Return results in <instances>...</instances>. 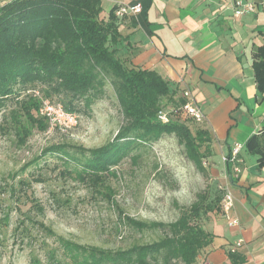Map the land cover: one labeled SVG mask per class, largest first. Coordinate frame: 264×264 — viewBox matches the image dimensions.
<instances>
[{
    "label": "trees",
    "instance_id": "obj_1",
    "mask_svg": "<svg viewBox=\"0 0 264 264\" xmlns=\"http://www.w3.org/2000/svg\"><path fill=\"white\" fill-rule=\"evenodd\" d=\"M117 8L105 19L100 16L101 0H11L1 6L0 113L16 103L20 109L12 115L17 127L29 133L35 125L47 128L35 114L39 98L79 114L112 86L122 123L111 140L93 148L51 145L42 155L56 154L65 163H74L78 175L92 174L103 182L125 159L138 161L164 135H173L186 157L205 173L204 159L215 155L212 130L205 120L178 114L187 101L184 90L180 93L156 70L134 64L128 52L117 47L124 39L119 23L124 17H117ZM254 56L257 87L264 93V46ZM33 89L40 96H34ZM263 130L246 143L249 152L260 155V166H264ZM230 163L226 166L231 174ZM225 194L223 185L214 192L200 191L171 222L128 218L137 231L160 235L125 248L80 244L42 222L39 227L58 242L59 248L49 251L58 264H202L214 239L207 222L224 213ZM229 257L232 264L245 261L236 251H230Z\"/></svg>",
    "mask_w": 264,
    "mask_h": 264
},
{
    "label": "rangeland",
    "instance_id": "obj_2",
    "mask_svg": "<svg viewBox=\"0 0 264 264\" xmlns=\"http://www.w3.org/2000/svg\"><path fill=\"white\" fill-rule=\"evenodd\" d=\"M39 99L35 114L47 128L19 130L12 115L20 109L16 103L0 113V264H58L49 251L59 244L41 222L68 240L102 248L152 241L158 232L137 231L128 218L174 221L200 191L222 185L214 173L221 163L205 158L201 172L173 135H164L138 161L125 159L103 182L78 175L74 163L43 150L61 143L93 148L111 140L122 123L112 86L89 109L82 107L75 125L42 114L45 99ZM177 112L189 116L182 107Z\"/></svg>",
    "mask_w": 264,
    "mask_h": 264
},
{
    "label": "crops",
    "instance_id": "obj_3",
    "mask_svg": "<svg viewBox=\"0 0 264 264\" xmlns=\"http://www.w3.org/2000/svg\"><path fill=\"white\" fill-rule=\"evenodd\" d=\"M9 1L0 0V7ZM250 1L255 12L238 15L233 0H101L105 19L116 6L142 4L140 13L119 20L124 39L117 47L180 93L187 90L215 136L213 158L221 168L214 173L232 193L233 206L207 222L214 234L207 260L213 264H232L230 251L242 254L243 264H264V166L246 148L264 129L254 56L264 46V0ZM237 143L242 147L230 174L223 162ZM233 219L239 224L230 225Z\"/></svg>",
    "mask_w": 264,
    "mask_h": 264
},
{
    "label": "built area",
    "instance_id": "obj_4",
    "mask_svg": "<svg viewBox=\"0 0 264 264\" xmlns=\"http://www.w3.org/2000/svg\"><path fill=\"white\" fill-rule=\"evenodd\" d=\"M143 9V6L141 3H135L131 5H122L118 6L116 10V15L119 18H123L127 15H136L140 13ZM233 9L236 14L238 15H244L247 13L255 12L256 4L250 0H233ZM32 94L34 96H40V91L38 89L31 90ZM184 95L187 99L184 110L185 112L190 115L192 118H194L197 122H203L205 120V114L201 110L200 106L196 102V100L190 96V93L185 90ZM44 105L41 109L42 114L51 115L55 113L60 120H63L64 123H68L71 125H75L78 121L79 114L74 112H68L65 110L64 106L61 103L53 104L49 100L43 101ZM57 118H54L53 121H56ZM242 147V144L237 143L235 144L234 148L231 151V154L229 156L224 158L225 164L230 162H236L238 159V155L240 152V149ZM236 171H240L239 168H235ZM222 206L224 213H227L230 208L233 206V195L231 192H226L223 201ZM239 222L236 219H233L230 221V225H238ZM202 264H213L212 262L205 260L202 262Z\"/></svg>",
    "mask_w": 264,
    "mask_h": 264
}]
</instances>
